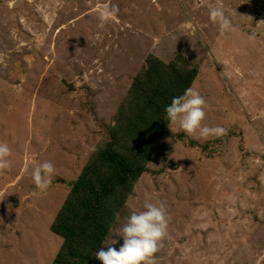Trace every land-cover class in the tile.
Listing matches in <instances>:
<instances>
[{
	"label": "rangeland",
	"instance_id": "obj_1",
	"mask_svg": "<svg viewBox=\"0 0 264 264\" xmlns=\"http://www.w3.org/2000/svg\"><path fill=\"white\" fill-rule=\"evenodd\" d=\"M214 7L234 31L220 34ZM150 56L198 69L203 123L227 134L204 140L171 125L103 248L118 249L129 216L159 201L168 230L156 264H264V0H0V142L11 149L0 264H54L63 239L51 226L70 184ZM43 162L55 171L41 193L32 175Z\"/></svg>",
	"mask_w": 264,
	"mask_h": 264
},
{
	"label": "trees",
	"instance_id": "obj_2",
	"mask_svg": "<svg viewBox=\"0 0 264 264\" xmlns=\"http://www.w3.org/2000/svg\"><path fill=\"white\" fill-rule=\"evenodd\" d=\"M198 69L178 57L170 63L150 56L107 126V140L91 154L80 177L70 184L69 195L51 231L63 239L54 264H102L96 258L109 233L128 216L127 203L152 157L168 133L165 107L173 97L192 87ZM179 140L188 137L179 133ZM214 142L221 143L222 139ZM186 145L208 153V146L188 140Z\"/></svg>",
	"mask_w": 264,
	"mask_h": 264
},
{
	"label": "clouds",
	"instance_id": "obj_3",
	"mask_svg": "<svg viewBox=\"0 0 264 264\" xmlns=\"http://www.w3.org/2000/svg\"><path fill=\"white\" fill-rule=\"evenodd\" d=\"M119 12L118 7L104 8L100 15L102 22L114 18ZM209 19L218 25L221 35L234 31L231 19L225 14L222 7H214L209 12ZM249 39H255L250 36ZM206 101L200 92L192 87L178 96L172 98L171 103L165 109V119L170 125H175L179 130L199 136L207 140L219 138L227 134V130L221 126L210 127L203 123L206 117ZM11 149L5 142H0V169L9 167L11 161ZM54 165L51 162H43L35 168L32 178L39 192H46L51 184L54 173ZM168 230V215L163 203L146 200L143 210L132 213L127 222L118 232L123 243L117 249L107 247L96 252V258L102 264H156L155 253L159 251L162 240ZM117 241L113 240L112 245Z\"/></svg>",
	"mask_w": 264,
	"mask_h": 264
}]
</instances>
